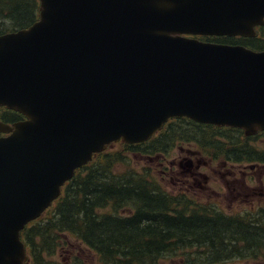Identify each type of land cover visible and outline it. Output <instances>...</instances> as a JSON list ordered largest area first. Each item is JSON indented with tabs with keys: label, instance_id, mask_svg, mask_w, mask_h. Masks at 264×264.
Wrapping results in <instances>:
<instances>
[{
	"label": "water",
	"instance_id": "1",
	"mask_svg": "<svg viewBox=\"0 0 264 264\" xmlns=\"http://www.w3.org/2000/svg\"><path fill=\"white\" fill-rule=\"evenodd\" d=\"M264 0H37L0 34V264L76 168L112 142L147 140L171 117L264 130V51L202 41L253 35Z\"/></svg>",
	"mask_w": 264,
	"mask_h": 264
},
{
	"label": "trees",
	"instance_id": "2",
	"mask_svg": "<svg viewBox=\"0 0 264 264\" xmlns=\"http://www.w3.org/2000/svg\"><path fill=\"white\" fill-rule=\"evenodd\" d=\"M36 17L37 0H0V34L24 28ZM20 116L16 111L0 107V121L4 123L16 121ZM186 125L191 131L181 129ZM221 128L185 117H172L148 140L120 144L121 149L140 153L160 150L167 141L184 139L194 141L197 147L199 144L213 148L210 135ZM234 130L225 129L223 137L230 138ZM122 153L120 150L99 152L87 164L76 168L63 184L60 195L39 216L45 219L44 223L34 224L38 218L28 222L36 226L29 235L30 240L47 235L53 226L63 235L78 238L108 264H153L154 261L158 264L157 256L161 253L172 256L176 249L181 252V245L203 249L207 246L208 251L211 248L213 254L205 255L202 264L205 260V264H212L223 260L219 258L218 248L225 247L224 242L233 241L236 255H242L251 242L260 245L254 244L255 239L247 234L244 226L217 225L220 216L212 212L203 215L200 209L190 207L184 196L176 198L166 194L156 185L155 178L137 174L128 164L120 173H113L110 164L119 161ZM105 208L110 211H104ZM121 210L125 215L119 214ZM238 218L241 217L235 215L228 219ZM228 235L230 238L225 237ZM187 264L195 261L190 259Z\"/></svg>",
	"mask_w": 264,
	"mask_h": 264
},
{
	"label": "flooded vegetation",
	"instance_id": "3",
	"mask_svg": "<svg viewBox=\"0 0 264 264\" xmlns=\"http://www.w3.org/2000/svg\"><path fill=\"white\" fill-rule=\"evenodd\" d=\"M253 35H229V36H202L185 34L186 37L197 38L202 41L228 43L243 45L255 51H264V17L263 23L253 25ZM22 119L20 116L19 119ZM14 121H11V123ZM210 125V124H209ZM222 127L214 131L213 135L218 140H210L214 145V151L211 156L203 153L205 145L198 147L189 141L179 143L177 145V153L175 156L167 158L166 155L170 150L166 151L158 159L159 172L162 177L175 174L174 184L188 193V189L197 187L201 196L215 193L216 200L209 203V206L201 205L200 212L203 215L214 213L221 218L216 220L217 225H236L240 224L246 228L247 234L255 239V243L259 246L252 245L250 248L244 249L242 255H236L233 250V241L230 244L225 243V247H220L219 258H223L219 262L225 260H251L250 258L264 259V130H257L253 134H244L240 128H234L233 135L230 138H224L222 134L229 127ZM159 131V130H158ZM154 135L157 134V132ZM2 135V134H0ZM226 144L225 147L221 144ZM217 154L222 158L216 157ZM150 158L149 156H147ZM176 175H179L178 177ZM185 195V194H184ZM226 200V202H225ZM44 210L41 215L45 213ZM105 211H110L106 210ZM47 214V212H46ZM119 214L125 215L121 210ZM40 215V216H41ZM241 217L237 219H228L235 216ZM48 218H46L47 220ZM45 219L38 217L35 223H44ZM27 223L19 232V239L22 242L24 257L22 264H88L86 260L82 263L79 258H89L93 262L89 264H108L101 260L98 254L87 249V247L78 240V238L70 235H62L57 229L50 226L49 233L45 236H35L33 241L30 240V233L35 229V225ZM254 235L255 237H253ZM72 237L75 242L68 245V237ZM225 236L227 238H230ZM145 239H147L145 237ZM42 243V244H41ZM65 256H61L60 252L66 247ZM46 245H48L46 247ZM227 246V247H226ZM237 246H234L236 248ZM46 248V250H45ZM181 252L175 251L171 259L178 258L183 261L187 257L189 248L187 245H181ZM198 252L205 255L213 254L211 248L207 250V246L199 247ZM215 246H212V250ZM209 252V253H208ZM237 258H236V257ZM207 257V256H206ZM158 264L167 256L162 253L157 256ZM155 264V261L154 263ZM221 264V263H219Z\"/></svg>",
	"mask_w": 264,
	"mask_h": 264
},
{
	"label": "rangeland",
	"instance_id": "4",
	"mask_svg": "<svg viewBox=\"0 0 264 264\" xmlns=\"http://www.w3.org/2000/svg\"><path fill=\"white\" fill-rule=\"evenodd\" d=\"M5 23H8V21L6 20ZM185 128L182 127L181 129L186 130L188 132L191 131V129H189V126L186 125ZM210 138L212 140H217L216 137H214V135H210ZM180 142L186 143V142H189V140L184 139V140L167 141V143L160 150H150V152H147V153H140L139 151L129 152L124 149H121L120 142H113V143H110L104 151H106L107 153L117 151V150H120L123 152L122 155H120L121 158L119 157L120 162L114 161V162H111L110 164L111 170L113 173H120L125 168V164H128L131 168H133L136 171L137 174L147 176L153 179L155 178L157 182L156 185H158L166 194L176 197V198H178L179 196L180 197L184 196L188 200L190 207H196L200 209L201 205L199 203L205 206H209V203L216 200L215 193L201 196L197 190V187L194 186L188 189L189 194H186V191L180 188L177 184L173 183L175 174L171 176L162 175V177L160 175L159 167L157 164L159 163L158 162L159 157L161 155H164V153L170 150L171 148L172 149L169 151L166 157L169 158V157L175 156V154L177 153L176 146L183 145V144H179ZM193 143L196 145L194 141ZM221 144L223 145V147L226 146V144H223V143ZM214 145H218V143H215ZM202 149L205 150L203 151V153L207 156H211L214 151L212 147H204ZM147 156H149L150 158H148ZM216 157L223 159L222 155L220 154H217ZM176 176L178 177L179 175H176ZM106 210H109V208H106ZM61 234L63 235V233ZM67 240H68V245H72L71 243L75 242V240H73V238L70 236L67 238ZM198 249L200 248H194V247L189 248L188 255L186 258L183 259V261L178 260V258L171 259V261H169V258L167 257V258H163L159 262L160 264H187L188 260L191 259L192 261H195V264H202V260L204 259L203 254L198 252ZM67 250L69 249L67 248V244H66V247L61 250L60 255L62 257L65 256ZM250 259L251 260H248V261L228 259L222 262L214 261V263L212 264H219V263L221 264H264V259L262 258H258V259L250 258ZM79 260L82 263H85V261L87 260L88 264L89 262L90 263L93 262L89 258H79ZM205 263H206V260L203 262V264Z\"/></svg>",
	"mask_w": 264,
	"mask_h": 264
}]
</instances>
